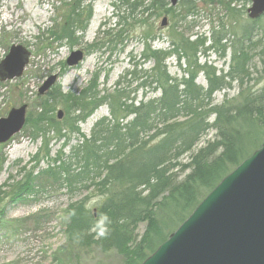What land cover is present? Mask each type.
<instances>
[{
	"label": "trees",
	"instance_id": "16d2710c",
	"mask_svg": "<svg viewBox=\"0 0 264 264\" xmlns=\"http://www.w3.org/2000/svg\"><path fill=\"white\" fill-rule=\"evenodd\" d=\"M229 2L228 10L235 11ZM178 5L185 10L178 20L184 22L195 14L194 0H180ZM156 8L158 15L175 9L166 0H159ZM151 9L146 7L142 13ZM84 16L83 22L79 19L81 32L92 16L90 5ZM257 21L246 24L241 38L231 45L224 29H213L204 47L207 38L194 39L180 31V24L170 29L168 50L153 48L155 37H150L141 57L154 65L148 71L129 72L142 89L140 100L121 88L100 96L93 83L79 96L53 86L39 112L26 121L33 139L43 140L47 165L40 167V159L34 157V165L12 185V200L37 197L41 181L66 189L72 197L83 190L94 191V203L84 196L68 204V240L82 248L116 250L124 258L122 264H141L226 175L264 143V85L249 84L253 58H258L264 75V24L254 30ZM259 30L258 42L254 39ZM228 48L232 55L226 72L207 59L199 62L200 54L211 51L225 57ZM170 56L183 73L180 78L169 72L165 61ZM201 73L207 81L204 86L197 82ZM234 83L239 87L237 96L215 102V94L232 89ZM147 92L158 94L146 98ZM50 101L63 105L64 120L56 118V104L49 105ZM102 105L108 106L110 116L97 120L90 136L82 134L78 124ZM210 131L215 132L213 138L201 145ZM51 132L64 140L54 157L48 148ZM73 135L78 142L69 145ZM65 147H69L67 154ZM3 214L0 207V218Z\"/></svg>",
	"mask_w": 264,
	"mask_h": 264
},
{
	"label": "rangeland",
	"instance_id": "374dc122",
	"mask_svg": "<svg viewBox=\"0 0 264 264\" xmlns=\"http://www.w3.org/2000/svg\"><path fill=\"white\" fill-rule=\"evenodd\" d=\"M114 2L122 9L121 17L125 18H119L117 25L110 18ZM158 2L159 0H0V65L13 45H21L29 52L27 65L20 77L7 79L1 74L3 70L0 66V118L6 117L11 109L21 105H27V117L33 118L39 112L43 99L48 97V92L41 95L39 89L52 75L58 76L54 87L59 86L62 93L79 96L93 83L97 85L100 96L121 88L140 100L144 97L142 89L138 88L139 82L133 80L129 72L133 69L137 72L148 71L154 65V61L141 57L150 37H155L151 42L153 48L168 50L171 47L170 29L180 24V31L192 35L194 39L197 36L207 38L204 47H208V37L213 29H224L227 43L231 45L241 38L246 24H253L247 12L251 0H230L229 7L235 11L228 10V0H194L195 14L188 16L184 22L178 20L184 14L183 7L178 5L171 14L162 12L158 15ZM88 5L92 8V16L82 33L78 25L80 20L83 22ZM146 7H152L151 11L142 13ZM79 9L83 13L81 16ZM73 17H76L74 24ZM164 17L167 18V25L162 27ZM263 24L264 16L258 19L252 29L261 28ZM107 30H110L111 36L104 32ZM256 34L258 37L254 40L259 42L262 31L259 30ZM109 37L115 39L108 42ZM94 44L96 46H92ZM77 49L84 51V59L77 66L68 67L66 60ZM231 55L232 48H228L225 57L219 52L211 51L207 56L200 54L199 62L204 63L207 59L213 67L226 72ZM165 62L173 77L180 78L183 75L176 66L174 57H168ZM251 67L249 84L255 88L261 87L264 85V75L259 68L258 58H253ZM197 82L203 86L207 84L202 73ZM238 90L237 83H234L232 89L217 92L215 102H221L224 96L236 97ZM157 94L158 92H149L146 98ZM53 104H56V118L58 112L62 111L64 120L66 112L63 105L49 102V105ZM105 116H110L109 108L102 105L86 121L78 124L81 133L90 136L94 124ZM31 130L26 124L9 141L0 144V207H4V214L0 218V264H122L124 258L116 250L79 247L71 243L65 233V211L71 199L79 200L90 196L89 204H92L97 199L96 192L83 190L72 197L66 189L41 181L37 197L24 202L12 200L11 187L23 179L34 165L33 158L38 156L40 167L47 165V160L43 159V140L33 139ZM214 133L210 131L202 139L201 145L213 138ZM75 135L69 145L78 142ZM47 139L51 156L54 157L64 140L54 138L52 132ZM63 151L67 154L69 147H65Z\"/></svg>",
	"mask_w": 264,
	"mask_h": 264
},
{
	"label": "water",
	"instance_id": "95a60500",
	"mask_svg": "<svg viewBox=\"0 0 264 264\" xmlns=\"http://www.w3.org/2000/svg\"><path fill=\"white\" fill-rule=\"evenodd\" d=\"M176 6L179 0H167ZM264 14V0H251L248 15ZM167 25V18L161 22ZM29 52L13 45L1 62L3 76L20 77ZM82 50L66 60L78 65ZM58 76L47 78L39 89L46 93ZM27 105L0 118V144L9 141L26 123ZM63 112H58L61 119ZM141 264H264V143L226 175L198 204L188 218Z\"/></svg>",
	"mask_w": 264,
	"mask_h": 264
},
{
	"label": "flooded vegetation",
	"instance_id": "af4514ba",
	"mask_svg": "<svg viewBox=\"0 0 264 264\" xmlns=\"http://www.w3.org/2000/svg\"><path fill=\"white\" fill-rule=\"evenodd\" d=\"M79 14H80V16H81V14H83L82 11L80 12V9H79ZM84 15H85V12H84ZM79 30H80V29H79Z\"/></svg>",
	"mask_w": 264,
	"mask_h": 264
},
{
	"label": "bare ground",
	"instance_id": "6f19581e",
	"mask_svg": "<svg viewBox=\"0 0 264 264\" xmlns=\"http://www.w3.org/2000/svg\"><path fill=\"white\" fill-rule=\"evenodd\" d=\"M7 20V19H6ZM39 20V19H38Z\"/></svg>",
	"mask_w": 264,
	"mask_h": 264
}]
</instances>
